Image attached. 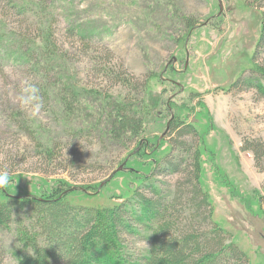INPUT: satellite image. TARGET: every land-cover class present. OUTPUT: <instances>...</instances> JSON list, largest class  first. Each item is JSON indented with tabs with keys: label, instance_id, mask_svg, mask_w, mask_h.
I'll use <instances>...</instances> for the list:
<instances>
[{
	"label": "rangeland",
	"instance_id": "rangeland-1",
	"mask_svg": "<svg viewBox=\"0 0 264 264\" xmlns=\"http://www.w3.org/2000/svg\"><path fill=\"white\" fill-rule=\"evenodd\" d=\"M35 1L40 5L35 6L36 15L49 21L57 47L69 51L70 59L61 58L57 70L47 76L39 77L41 68L30 74L18 50L10 48L16 44L9 46L0 32V52L5 53L0 60V168L10 170L5 186L9 195L46 198L64 181L72 189L64 196L68 205L108 207L129 201L139 181L134 171L142 174L153 169L150 174L156 186L176 190L177 181L190 171L193 155L189 151L197 150L210 220L231 237L230 242L246 254L250 264H264V166L257 165H264V157L255 161L250 151L243 150L258 140L264 142V95L248 83L256 74L254 66L264 63V41L259 42L264 1L221 0L218 16H214L217 0ZM175 9L178 15L173 20ZM181 16L188 17L186 26ZM211 16L206 25L196 27ZM14 20L8 17L7 26ZM70 22L81 26L89 40L71 36ZM172 57L176 62L169 64ZM103 64L120 76L100 71ZM64 72L73 75L70 106L63 87L50 88L58 81L62 86L66 83L61 80ZM25 78L44 85L40 90L44 107L38 118H29L15 102ZM148 82L162 99L155 117L146 121L140 133L146 139L141 146L146 154H151L153 146L158 148L150 159L142 158L140 149L133 154V142L110 143L96 132L81 130L84 123L76 113L88 107L82 102L88 96L81 89L112 97L128 93L140 100L147 97L144 85ZM167 101L182 109L175 113ZM171 114L175 121L195 127L196 136L180 138L188 151L171 149L169 132L155 139ZM91 117L94 121L95 116ZM170 158L172 167L165 165ZM120 164L123 168L115 171ZM156 171L163 173L156 175ZM196 222L204 224L199 218ZM11 229L13 222L8 228L0 227L2 264L14 263Z\"/></svg>",
	"mask_w": 264,
	"mask_h": 264
},
{
	"label": "trees",
	"instance_id": "trees-1",
	"mask_svg": "<svg viewBox=\"0 0 264 264\" xmlns=\"http://www.w3.org/2000/svg\"><path fill=\"white\" fill-rule=\"evenodd\" d=\"M162 5L166 6L165 3ZM35 6H40L35 0H29L28 4L26 0H0V32L5 33L9 46L16 44L15 48H10L18 50L21 64L26 63V70L33 74L35 69L41 68L39 77H44L53 69L57 70L55 67L61 58L67 61L70 55L69 51L57 47L49 21L45 22L36 15ZM260 8L263 12L259 42L264 41V3ZM176 15L178 11L175 9L173 20ZM8 17L15 18L12 26L6 24ZM187 18L181 16L185 26ZM81 28L70 22L67 30L73 37L89 40ZM3 54L0 52V60ZM109 67V64L100 65V71L106 69L114 77L120 76ZM254 69L256 74L248 83L251 82L250 86L264 95V63L255 65ZM62 74L61 80L66 79V83L62 86L58 81L50 88L58 91L63 87L68 95L66 105L70 106V102H74L70 99L73 77L72 73ZM35 84L39 90L44 87L40 81ZM144 90L147 97L138 100L128 93L112 97L100 91L81 89L88 96V101L82 98L88 107H80L76 113L84 123L81 130L96 132L103 139L109 138L110 143L125 145L133 142L138 145L144 139L140 136L144 124L155 117L162 104L160 95L152 92L149 82L144 85ZM166 104L174 108L175 113L182 109L172 101ZM91 116H95L94 121ZM174 117L167 131L171 136V149L188 151L180 138L187 134L196 136L195 127L178 119L175 121ZM256 142L252 148H243L252 153L255 161L264 157V142ZM153 149L151 154H146L143 147L140 148V156L150 159L149 155L156 153L158 148ZM189 154L193 155L190 171L177 181L176 190L156 186L157 181L150 174L153 169L142 174L138 170L132 173L139 181L129 201L103 208L87 209L65 203L64 196L70 191L64 193L69 189L64 181L55 186L48 197L38 196V199L30 200L12 198L5 187L0 188V227L8 228L13 222V264H250L246 254L230 242L231 237L223 235L210 220L209 210L206 212L210 207L209 199L201 187L200 154L197 150L189 151ZM185 159L181 157L182 161ZM165 165L172 167L171 158ZM162 173L156 171V175ZM19 211L23 212L19 214ZM197 218L206 225L197 223Z\"/></svg>",
	"mask_w": 264,
	"mask_h": 264
},
{
	"label": "clouds",
	"instance_id": "clouds-1",
	"mask_svg": "<svg viewBox=\"0 0 264 264\" xmlns=\"http://www.w3.org/2000/svg\"><path fill=\"white\" fill-rule=\"evenodd\" d=\"M17 106L22 109L29 118H38L44 107L40 90L30 79H22L19 91L15 96ZM10 170L0 168V188L9 184Z\"/></svg>",
	"mask_w": 264,
	"mask_h": 264
},
{
	"label": "water",
	"instance_id": "water-1",
	"mask_svg": "<svg viewBox=\"0 0 264 264\" xmlns=\"http://www.w3.org/2000/svg\"><path fill=\"white\" fill-rule=\"evenodd\" d=\"M221 11H222V4L220 3V0H218V13H217V15H219ZM207 22H208V21H206L205 23H202L201 25H198V26H202V25L204 26V25H206ZM187 39H188V37H187ZM187 39H186V42H187ZM173 60H174V57H173ZM171 119H172V116H171V118L168 120V122H167V124H166V126H165V129H164L163 132L160 134V136H159V140H161V139L165 136V134H166V132H167V130H168V127H169V124H170ZM141 142H143V141H140L139 145L133 150V154H134L137 150H139V148H140V146H141ZM122 166H123V165L120 164V165L118 166V168H117L115 171H119V170H121V169H122ZM115 171H113V172L107 177V179H105L104 181H102V182L99 184L97 192L100 190V188H101L106 182H108V181L110 180L111 176L114 175V172H115ZM73 189H76V188H73ZM71 190H72V189H69V190H67V191H71ZM67 191H65L64 193H66Z\"/></svg>",
	"mask_w": 264,
	"mask_h": 264
},
{
	"label": "bare ground",
	"instance_id": "bare-ground-1",
	"mask_svg": "<svg viewBox=\"0 0 264 264\" xmlns=\"http://www.w3.org/2000/svg\"><path fill=\"white\" fill-rule=\"evenodd\" d=\"M175 62H176V58L174 57V60H173V57H172L169 64L175 63Z\"/></svg>",
	"mask_w": 264,
	"mask_h": 264
}]
</instances>
